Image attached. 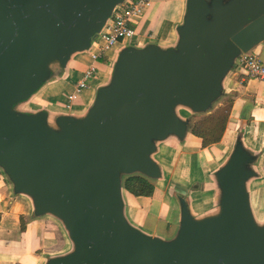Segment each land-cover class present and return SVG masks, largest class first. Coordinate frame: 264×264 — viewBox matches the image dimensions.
Listing matches in <instances>:
<instances>
[{"label": "water", "instance_id": "obj_1", "mask_svg": "<svg viewBox=\"0 0 264 264\" xmlns=\"http://www.w3.org/2000/svg\"><path fill=\"white\" fill-rule=\"evenodd\" d=\"M131 1L0 0V174L27 220L64 236L40 264H264L262 151L243 129L214 162L191 154L186 178L178 165L194 122L264 50V0H182L170 42L116 44L86 99L66 108L83 60ZM129 177L174 206L173 234L129 220Z\"/></svg>", "mask_w": 264, "mask_h": 264}, {"label": "crops", "instance_id": "obj_2", "mask_svg": "<svg viewBox=\"0 0 264 264\" xmlns=\"http://www.w3.org/2000/svg\"><path fill=\"white\" fill-rule=\"evenodd\" d=\"M181 6L182 0H151L150 6L144 11L138 25L135 26L137 36H146L149 33L161 44L170 42L173 36V28L181 13ZM254 53L258 54L264 62L263 49ZM86 58H89L90 61V55ZM87 64L85 63L80 70L85 68ZM228 88V98H231L233 103L221 141L223 139L226 142L229 141L234 130L238 126L242 128L249 144L254 149L262 151L259 159V169L264 176V81L247 78L241 65L238 74L230 78ZM192 137V140L186 144L180 155V158L186 156L188 158L185 164L184 162L180 164V166H183L182 176L185 178L187 177L186 164L189 162L191 154L196 159L197 165L205 166L209 161L204 160V163L201 164L197 154L200 150L194 151L195 153L186 150V148H200V139ZM219 143L200 149L204 150ZM199 156L202 157L201 154ZM0 190L3 192V196L0 197V219L4 222L10 216L14 219L12 223H10L11 220H8L6 224L0 225V264H40L44 253L59 250L64 246V236L57 225L48 219L27 220L25 208H17L15 201L8 198L7 187H1ZM124 199L129 220L140 225L148 232L164 235L176 223L177 214L174 206L171 203H165L159 197L155 188L151 198H135L127 192ZM254 199L256 206L259 207L261 201L264 200V195L260 194V191L259 193L256 191ZM1 203L5 208H2ZM163 206L169 211H164ZM135 211L142 213L141 216L135 217ZM150 211L158 218L166 212L174 214L173 220L166 223V231L151 230L144 226L142 221L147 214L149 215ZM20 217L25 222L23 231H19L15 227Z\"/></svg>", "mask_w": 264, "mask_h": 264}, {"label": "built area", "instance_id": "obj_3", "mask_svg": "<svg viewBox=\"0 0 264 264\" xmlns=\"http://www.w3.org/2000/svg\"><path fill=\"white\" fill-rule=\"evenodd\" d=\"M151 0H132L129 4L118 11L105 30L98 36L96 48L90 54V61L80 70L79 78L68 92L63 104L66 108H70L81 102V93L89 88L90 82L93 81L101 72V66L107 64L102 63L106 60L110 50L118 43L130 40L137 35L135 26L138 25L144 11L150 6ZM242 70L247 78L264 81V62L258 54L251 53L245 56L242 61Z\"/></svg>", "mask_w": 264, "mask_h": 264}, {"label": "trees", "instance_id": "obj_4", "mask_svg": "<svg viewBox=\"0 0 264 264\" xmlns=\"http://www.w3.org/2000/svg\"><path fill=\"white\" fill-rule=\"evenodd\" d=\"M232 103V99L227 98L216 111L194 122L191 132L194 137L200 139V148H206L221 141L227 127ZM124 188L135 198H151L154 194V186L140 177L127 178L124 181ZM1 205L5 208L3 203ZM8 220L12 223L14 219L11 216L6 218L5 222L0 219V225L6 224ZM24 224L23 218L20 217L15 227L23 231Z\"/></svg>", "mask_w": 264, "mask_h": 264}, {"label": "rangeland", "instance_id": "obj_5", "mask_svg": "<svg viewBox=\"0 0 264 264\" xmlns=\"http://www.w3.org/2000/svg\"><path fill=\"white\" fill-rule=\"evenodd\" d=\"M96 48V47H95ZM94 51H95V49H94ZM88 61H89V58H85L84 60H83V62H82V65H81V67L86 63H88ZM105 61L108 63V60L106 59V60H102L101 62L102 63H105ZM106 64V63H105ZM98 66H99V68L101 67V69H105V67H107V64L106 65H104V66H101L100 64H97ZM81 76V74L80 73H77V78H79ZM99 76V75H98ZM97 76V77H98ZM96 77V78H97ZM95 80V79H94ZM99 80H101V78H99L98 79V81ZM91 84H92V81L90 82V85H89V88H87V89H85L82 93H81V96H82V98H81V101H84L85 99H86V97L88 96V93H89V89H90V86H91ZM68 93V91H65L64 92V94H67ZM220 107V106H219ZM218 107V108H219ZM217 108V109H218ZM216 109V110H217ZM216 110H214V111H216ZM214 111H212V112H214ZM204 117V116H203ZM203 117H201V118H203ZM197 142H199L198 140H197ZM226 146H227V142H226V140L225 139H223L218 145H216V146H212V147H210V148H207V149H204V150H202V149H200L199 147H195V148H186V150L187 151H192V152H194V151H198V150H200V151H198L197 152V154H198V157H199V159H200V163L201 164H203L204 163V160H209L208 162H214L215 161V159L216 158H218V156L220 155V153L221 154H223L225 151V149H226ZM183 149H185V147L184 148H182L181 150L183 151ZM195 153V152H194ZM201 154V156L203 157V159H202V157H200L199 155ZM216 156V157H215ZM224 157H221V158H219V161H221L222 159H223ZM187 160H188V158L187 157H181L180 159H179V161H178V165H180L181 163H183L184 162V164L187 162ZM199 162H198V164H200ZM198 166H200V165H198ZM1 187H6V184H5V181H4V179H3V177L1 176V174H0V188ZM260 190V194L262 193L263 195H264V189L262 188V189H259ZM8 192V191H7ZM258 193H259V191H258ZM160 197V196H159ZM8 198H10V197H8ZM155 198H157V197H155ZM161 198V197H160ZM12 201H15V204H16V206H17V208H20V209H22V208H25V206H24V203H22L20 200H12ZM262 202H263V200L261 201V204H262ZM134 208V207H133ZM162 209L164 210V211H166L167 209L163 206L162 207ZM132 211H133V209H131ZM132 211H131V213H132ZM167 211H169V210H167ZM137 211H135L134 212V216L135 217H139V216H141V214L142 213H140L139 211L136 213ZM173 218H174V214H171L170 212H166L164 215H162L161 217H156L154 214H152V212L150 211L149 212V215L147 214V216H145L144 217V220L142 221L143 222V224H144V226L146 227V228H149V229H156V230H159V231H166V223H168V222H170V221H172L173 220ZM172 230V231H171ZM171 231V232H170ZM174 231V229L173 228H171L170 230H167V233H172ZM174 233V232H173ZM172 233V234H173Z\"/></svg>", "mask_w": 264, "mask_h": 264}, {"label": "bare ground", "instance_id": "obj_6", "mask_svg": "<svg viewBox=\"0 0 264 264\" xmlns=\"http://www.w3.org/2000/svg\"><path fill=\"white\" fill-rule=\"evenodd\" d=\"M3 196V192H2V190H0V197H2Z\"/></svg>", "mask_w": 264, "mask_h": 264}, {"label": "flooded vegetation", "instance_id": "obj_7", "mask_svg": "<svg viewBox=\"0 0 264 264\" xmlns=\"http://www.w3.org/2000/svg\"><path fill=\"white\" fill-rule=\"evenodd\" d=\"M187 157V156H186Z\"/></svg>", "mask_w": 264, "mask_h": 264}]
</instances>
